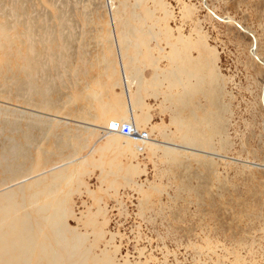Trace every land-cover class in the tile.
Masks as SVG:
<instances>
[{
  "label": "rangeland",
  "instance_id": "obj_1",
  "mask_svg": "<svg viewBox=\"0 0 264 264\" xmlns=\"http://www.w3.org/2000/svg\"><path fill=\"white\" fill-rule=\"evenodd\" d=\"M0 1V12H7L6 20L0 14L2 24L35 18L56 28L61 22L72 43L59 56L67 64L63 79L51 87L53 100H59L55 113L42 115L60 121L58 137L63 129L82 134L73 143L84 148L70 167L76 175L84 163V173L59 194L66 199L62 207L74 213L67 219L70 228L87 233L89 243L99 239L98 250L112 249L120 264H264V0H146L142 6L138 0ZM121 2L141 14L132 23L136 34H144L132 38L130 48L142 45L136 53L145 54L146 64L132 73L143 90L137 98L138 87L132 85L131 106L137 130L147 133L152 144L91 131L94 125L109 126L99 122L103 116L130 123L112 24ZM8 5L30 14L18 16ZM147 27L162 50L150 39L151 49L144 51ZM168 38L172 43L180 38L178 46L188 48L170 52ZM128 54L135 55L132 50ZM189 56L201 61L205 88L188 97L192 101L179 113L172 98L182 90L173 78L183 74L169 64ZM213 86L219 91L222 121L219 134L211 137L207 100ZM78 94H86L87 101L74 99ZM8 106L0 105V120L8 122L20 108ZM181 131H197L208 146L182 143ZM53 162L65 163L60 158ZM97 211L95 228L88 218Z\"/></svg>",
  "mask_w": 264,
  "mask_h": 264
},
{
  "label": "bare ground",
  "instance_id": "obj_2",
  "mask_svg": "<svg viewBox=\"0 0 264 264\" xmlns=\"http://www.w3.org/2000/svg\"><path fill=\"white\" fill-rule=\"evenodd\" d=\"M138 1V6L146 3V0ZM2 7H4V2L0 1V8ZM117 9L119 17L115 15L113 18V36L117 44L123 93L130 105V109L129 106L127 109L130 123L122 124H129L137 129L136 120L133 119L134 110L131 106L132 97L135 99L132 85L138 87L136 88L137 98H140L139 94L143 90V85L139 83V76H132V73L134 70H139L138 64L141 66L146 64V57L141 53L143 59H140V53H136L142 45L130 48V43L132 38L144 34H136L139 30L132 23L135 18H140L141 14L136 16L127 2H121ZM4 10L5 8L0 14L3 17L1 19L6 20L4 17L7 12ZM11 10L16 15L19 13L18 16H29L30 14L29 10L22 7L19 9L11 6ZM59 19L57 18V20ZM2 25L6 30L0 31V105L8 106L9 104L20 108L17 107L18 111H15L14 118H10L8 122L0 120V264H120L114 258L111 248L109 250L105 246L104 249L98 250L96 240L99 239L89 243L87 233L69 227L67 219L73 218L74 213L71 212V208L62 207L66 199H61L63 193L59 195L61 189L71 187L73 180L84 173L82 169L84 163L78 165L76 175L73 174L70 167L81 148H84L73 143V140H78L82 134L75 135L72 132L70 134L69 129H63L62 134L58 137L55 131L60 121L54 123L53 119L47 117L55 113L54 107H57L56 104L59 101L53 100L50 95L51 87L55 80L63 79L65 72L62 71L67 65L64 60L59 59V56L67 53L72 45L70 38L66 35V26L59 22L54 28L47 22L36 21L35 18H17L14 22L7 20L5 24L0 22V30ZM178 33L181 35L180 31ZM145 36L150 38L147 39ZM145 36L142 38L143 48H146L144 51L148 52L151 49L148 43H150V39L156 40V36L154 31L151 32L148 27ZM176 41L177 43H172L170 38L167 39L165 46L170 47V52L174 53L178 49L188 48L189 44H185V48L178 46L180 38ZM190 43L192 44V42ZM161 47V44L156 40L155 48L162 50ZM129 50L134 51L135 55H129ZM56 58L59 59V63L56 62ZM126 61L129 63V68ZM174 63L176 64L173 66L169 64V66H177L179 73L183 74V76L179 75L173 78L178 87L180 86L179 90H182L180 96H177L178 98H172V101L177 104L178 112L181 113L185 108H188L186 105L193 94H203L204 86L201 87V83L205 81L203 73L200 71L201 61H196L189 56ZM110 64L112 62L109 60L107 69L112 71V66L109 67ZM59 65H61L60 68ZM192 65L193 69H190ZM54 71H57L56 74H53ZM171 76L172 74L168 75L170 79ZM215 81L217 80L215 79ZM210 89H212V96L207 98V101L210 100L209 111L211 112L207 124L210 128L212 127L211 137H213L219 134L217 127L221 120L219 116L221 101L216 96L219 91H216L214 86ZM81 98L87 101L86 94L85 96L83 94V97L78 94L74 99ZM94 100L92 99V101ZM79 102L81 101L79 100ZM20 111L23 113L21 114ZM58 112L62 114L63 109H59ZM42 115L47 116L43 117ZM147 121L145 119L144 123ZM99 122L101 124L105 122L107 125L112 122L117 123L113 120L109 121L107 116H103ZM94 126V130L91 131L101 129L100 132L106 134H103L104 136H114L115 134L108 131L109 126L106 128L99 125ZM183 133L185 135L180 140L186 145L194 147L208 146L209 144L199 139L197 131ZM89 134L92 135V132ZM36 136H39V139ZM112 138L116 139L115 136ZM130 139L140 142L139 139ZM142 143L152 144L149 139ZM124 145L128 146L129 142L126 141ZM224 147L221 145V149ZM140 149L141 147L137 148L138 151ZM142 149L144 150V148ZM65 152L71 153L70 156H65ZM167 153H170L169 148ZM59 158L63 159L65 163L53 162ZM73 193V190L69 192L70 197ZM99 214V211L90 215L88 213V223L92 227L99 226L95 220ZM101 235L102 232L95 238H100Z\"/></svg>",
  "mask_w": 264,
  "mask_h": 264
},
{
  "label": "built area",
  "instance_id": "obj_3",
  "mask_svg": "<svg viewBox=\"0 0 264 264\" xmlns=\"http://www.w3.org/2000/svg\"><path fill=\"white\" fill-rule=\"evenodd\" d=\"M108 131L111 133L119 134L123 137L135 138L141 141L148 140V134L145 132H139L137 129L129 124L114 123L109 125Z\"/></svg>",
  "mask_w": 264,
  "mask_h": 264
}]
</instances>
